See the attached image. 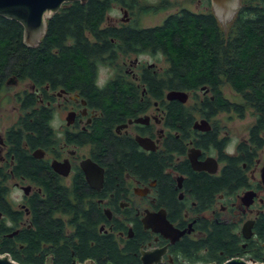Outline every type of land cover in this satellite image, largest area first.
Here are the masks:
<instances>
[{
	"label": "flooded vegetation",
	"instance_id": "flooded-vegetation-1",
	"mask_svg": "<svg viewBox=\"0 0 264 264\" xmlns=\"http://www.w3.org/2000/svg\"><path fill=\"white\" fill-rule=\"evenodd\" d=\"M198 1L211 3V0ZM115 7L120 12L118 16L110 14ZM137 11V7L129 8L114 3L105 13L101 26H150L138 24ZM194 11L209 10L206 8ZM211 11L213 12L212 7ZM215 16L225 31L226 24L224 25L216 14ZM88 34L91 41L95 40L91 32ZM110 39L117 40L114 37ZM23 43L35 46L24 41ZM158 54L162 53L138 48L118 50L112 54L113 61L98 68V74L100 68L108 69L106 77L99 79V85L109 87V81L120 79L125 82L122 86L135 88L139 97L138 105H133L132 109L117 118L112 119L105 115L109 135L118 140L114 160L122 161L124 154L132 155L130 159L120 162L118 169L114 168L115 162H111L109 152L103 151L99 142L92 138L96 137L98 118L102 116V110L90 104L78 90L68 89L63 85L52 87L48 82L37 85L29 77L14 70L0 73V251L3 249L9 254L21 253L26 245L25 232L36 230L35 203L37 200L44 201L47 197L45 181L39 179L38 175L42 173L47 175V178L50 173L62 186L69 189L77 187L83 191L80 196L71 197L73 203L81 204V211L77 207L73 212L61 208L52 209L51 217L62 223L63 234L58 245L42 240L40 254H43V264L49 252L55 253L54 264H58V246L66 244L69 247V241L77 242V228L86 222L94 227L96 233L113 235L120 245L138 240L139 259L143 248H161L172 242L171 237L156 228L148 227V208L151 213L158 212L163 215L178 229H183L194 221L191 229L183 232L171 244L165 255L166 261L159 264H192L185 259L175 261L177 258H183L180 250L184 249L197 255L206 253L208 247L202 246L201 242L208 237L213 225L221 223L230 225L232 233L237 237L238 246L243 251L242 256L234 257H247L264 264V240L257 237L254 229L257 217L264 213V132L263 141L259 146L247 141L248 130L246 136L233 138L221 124V115L236 114L241 118L248 115L249 111L240 116L239 111L229 106L228 109H219L207 115L211 106L205 104L203 99L209 97L212 100L214 94L206 85H202L196 93L184 90L187 92L184 100L167 98L166 93L169 90H178L175 88H164L160 96L155 94L144 76L164 68L158 67L152 60ZM224 84L227 83H222L219 87L221 96L232 105L238 104L240 95L227 84L234 95L233 98L227 96L223 92ZM189 96L191 102L187 103ZM174 101L186 108V116L183 118L176 117L175 120V117L168 115ZM37 108L44 111L50 109L51 112L47 123L51 128V136L49 137L46 131L39 144L33 143L29 135L32 119H38L33 115ZM57 109L65 111V115L61 117L63 119L58 123ZM208 133H213L215 140H209ZM138 136L147 139V146L138 141ZM136 154L153 156L159 164L158 170H144ZM234 156H244V160H240L238 165L243 174L242 183L234 185L232 189L217 190L211 200H208L207 193L198 194L194 190V175L219 177L228 158ZM162 158L165 163L160 164ZM192 158L200 165L199 168L192 165ZM31 159L40 167L24 169V162L31 163ZM85 159L102 168L99 185V173L94 174L95 180L87 179L82 167ZM207 160L211 163L208 164ZM53 163L63 165L67 172H59ZM30 165L29 167H32ZM238 166L236 165L237 168ZM243 198L248 200L249 204H246ZM88 211L90 213H87ZM249 219H253L251 232L249 236H244L242 225ZM192 248H195V251H192ZM69 249V258L62 261L75 264L74 249L71 246ZM86 260L94 259L87 257L81 263ZM212 261L214 260L198 258L193 264Z\"/></svg>",
	"mask_w": 264,
	"mask_h": 264
},
{
	"label": "trees",
	"instance_id": "trees-1",
	"mask_svg": "<svg viewBox=\"0 0 264 264\" xmlns=\"http://www.w3.org/2000/svg\"><path fill=\"white\" fill-rule=\"evenodd\" d=\"M114 3L138 8L139 0L64 2L47 19L45 33L35 46L23 43L22 25L18 21L0 15V73L14 70L22 76L29 77L37 85L48 82L52 87L63 85L68 89H76L90 104L100 108L103 113L98 118L96 137L92 138L99 142L103 151L109 152L111 162H115L113 164L115 169L120 167V162L130 159L132 155L124 154L122 161L114 160L118 140L109 135L105 115L115 119L132 109L133 105L139 104L137 90L122 86L121 84L125 82L120 79L109 81V87L98 84L99 66L113 61L111 57L118 50L138 48L162 53L166 66L157 73L144 76L151 91L159 96L164 88L191 90L196 93L202 85H206L214 94L212 100L209 97L203 99L205 104L211 106L209 111L207 109V115L219 109H228L229 106L239 111L240 116L245 111H250L254 120L248 127L247 141L257 146L262 143L264 0H243L225 31L211 10L202 12L186 7L167 13L163 20L155 25L120 28L101 26L105 13ZM88 32L93 34L95 40L89 39ZM111 37L117 40L112 41ZM222 83L231 85L240 95L238 104L232 105L221 96L219 87ZM174 102L168 115L175 117V120L176 117L186 116L185 107ZM33 115L38 119H32L29 135L33 143L39 144L43 133L47 131L49 137L51 136V128L47 125L51 112L50 109L44 111L37 108ZM207 135L209 140H215L213 133ZM247 146L248 144L246 148ZM136 155L140 158L144 170H158L159 164L153 156ZM240 160H244V156L229 157L219 177L194 175L192 182L194 190L198 194L207 193L208 200H211L217 190L232 189L234 185L242 183L243 174L238 166ZM30 161L31 163L24 162V169L40 167L34 160ZM162 162L165 163L164 158L160 159V164ZM39 176V179L45 181L47 197L44 201L37 200L35 203L36 230L25 232L26 245L21 253L6 252L11 259L22 264H43V254H40L42 240L58 245L63 234L62 223L51 217L53 208L73 212L77 207L81 211V204L73 203L71 197L80 196L82 189L66 188L50 173L47 178V175L42 173ZM254 229L257 237L264 240V213L257 217ZM76 234L78 241L68 243L78 254L80 261L90 257L99 264H108L110 260L113 264H141L137 253L138 240L134 239L120 245L113 235L96 233L94 227L87 222L78 226ZM201 243L202 246L208 247L206 253L197 255L182 249L180 251L183 258H177L175 261L185 259L193 264L200 258L221 263L243 254L238 246L237 237L228 224L213 225L208 237ZM69 247L66 244L58 246V255L61 259L57 260L58 264H66L62 260L69 258ZM191 250L195 251V248ZM1 252H4L3 249Z\"/></svg>",
	"mask_w": 264,
	"mask_h": 264
},
{
	"label": "water",
	"instance_id": "water-1",
	"mask_svg": "<svg viewBox=\"0 0 264 264\" xmlns=\"http://www.w3.org/2000/svg\"><path fill=\"white\" fill-rule=\"evenodd\" d=\"M73 1V0H0V15L14 19L22 25V36L23 41L29 45H35L38 43L40 38L43 36L47 26V19L51 14L57 11L64 2ZM80 2H85L86 0H79ZM213 12L217 17L226 24V20L230 26V19L242 5L243 0H211ZM167 98H177L184 100L187 97V92L184 90H169L166 93ZM138 141L147 146V139L142 137H137ZM208 164L211 163L210 160L206 161ZM206 164V163H203ZM54 168L61 173H66L67 171L63 169L58 163H53ZM192 165L195 168H199L200 165L194 161L192 158ZM204 166V165H203ZM82 167L86 173V177L89 181L95 180L94 174L99 173L100 180L98 185L101 182V172L102 168L99 167L94 162H91L89 159H85L82 162ZM262 175L264 178V167L262 170ZM244 199V198H243ZM246 204H249V201L244 199ZM148 215V227L156 228L164 235L171 237L172 242L164 245L163 247H154L145 250L143 248L142 254L140 256L142 264H159L165 262V255L168 252L171 244L179 238L183 232L191 229V225L194 222H191L188 226L183 229H178L172 226L167 219L158 212H150L149 208L147 209ZM253 219L246 220L242 225V232L244 236H249L251 232V226ZM76 261L75 264H82L78 254L73 251ZM55 253L49 252L45 261V264H54ZM0 264H21L17 261H14L10 258L9 254L6 252L0 253ZM84 264H99L97 260H86ZM108 264H113L112 260ZM200 264H263L262 262H257L253 260H244L241 257H232L221 263H216L212 261L210 263H200Z\"/></svg>",
	"mask_w": 264,
	"mask_h": 264
},
{
	"label": "rangeland",
	"instance_id": "rangeland-1",
	"mask_svg": "<svg viewBox=\"0 0 264 264\" xmlns=\"http://www.w3.org/2000/svg\"><path fill=\"white\" fill-rule=\"evenodd\" d=\"M183 6H186L192 10H206V8H208V10H211L212 7L210 1L208 3H205L204 1L199 2L198 0H139L138 11L136 14L138 24L139 25L158 24L163 20V18L166 16L167 13L173 12ZM110 14L112 16H118L120 15V12L115 7L113 8ZM227 25L228 23L226 22V26H225L226 28ZM152 60H154L157 63L158 67L160 66L164 67L167 64L162 54H158L157 56L153 57ZM107 74H108L107 68L105 67L100 68L98 74V82L99 79H104ZM222 88H223V92L227 96L233 98L234 95L227 84H224ZM190 96L187 99L188 100L187 103L191 102ZM56 112H57L56 123H58L60 119H63L61 117L65 115V111L62 109L61 110L57 109ZM221 117H222L221 124L225 126V129H228V132L233 136V138L239 136L240 137L246 136L248 127L253 122V116L250 113V111L248 112V115L241 118H239L236 114H232V116H229V113H223ZM242 258L244 260L250 259L247 257H242Z\"/></svg>",
	"mask_w": 264,
	"mask_h": 264
},
{
	"label": "built area",
	"instance_id": "built-area-1",
	"mask_svg": "<svg viewBox=\"0 0 264 264\" xmlns=\"http://www.w3.org/2000/svg\"><path fill=\"white\" fill-rule=\"evenodd\" d=\"M174 264H187V263H174Z\"/></svg>",
	"mask_w": 264,
	"mask_h": 264
},
{
	"label": "bare ground",
	"instance_id": "bare-ground-1",
	"mask_svg": "<svg viewBox=\"0 0 264 264\" xmlns=\"http://www.w3.org/2000/svg\"><path fill=\"white\" fill-rule=\"evenodd\" d=\"M39 41H40V40H39ZM39 41H38V43H39ZM38 43H37V44H38ZM35 45H36V44H35Z\"/></svg>",
	"mask_w": 264,
	"mask_h": 264
}]
</instances>
